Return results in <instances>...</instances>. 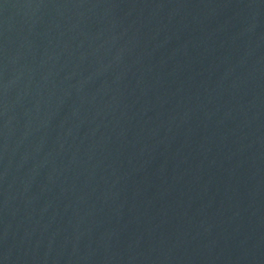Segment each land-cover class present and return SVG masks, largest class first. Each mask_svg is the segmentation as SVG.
Returning <instances> with one entry per match:
<instances>
[{
  "label": "water",
  "instance_id": "1",
  "mask_svg": "<svg viewBox=\"0 0 264 264\" xmlns=\"http://www.w3.org/2000/svg\"><path fill=\"white\" fill-rule=\"evenodd\" d=\"M0 264H264V0H0Z\"/></svg>",
  "mask_w": 264,
  "mask_h": 264
}]
</instances>
